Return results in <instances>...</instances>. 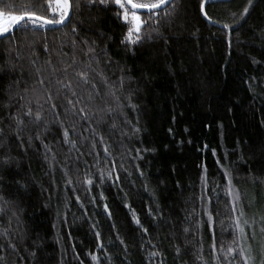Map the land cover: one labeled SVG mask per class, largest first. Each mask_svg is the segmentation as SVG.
Wrapping results in <instances>:
<instances>
[{"label":"trees","instance_id":"trees-1","mask_svg":"<svg viewBox=\"0 0 264 264\" xmlns=\"http://www.w3.org/2000/svg\"><path fill=\"white\" fill-rule=\"evenodd\" d=\"M36 3L41 5L38 15L58 17L48 8V0H0V11L19 15ZM247 5L248 0H207L202 11L201 0H172L154 10L162 35L153 31L156 25L149 14L139 11L142 33H151V38L128 45L121 42L128 25L114 0L106 5L80 0L62 27L25 30L21 25L0 38V128L8 137L0 154L10 149L16 157L0 172L4 177L0 191L13 202L11 210L0 214V264H217L216 255L227 264L231 257L225 258L221 249L240 241L232 227L239 213L231 211L225 169L241 193L237 207L245 213L242 220L252 225L246 226L245 247L250 244L252 254L258 255L264 244L259 216L264 197V0H252L243 14ZM173 7L175 12L166 16L164 11ZM84 39L88 45L95 41L99 59L98 65L91 63L97 71H89L100 89L91 101L85 91L91 85H82L77 75L86 70L92 55L86 54ZM37 67L44 85L37 82ZM121 70L126 79L116 94L139 133L132 132L119 110L101 111L106 103L115 108V102L105 95L97 72L118 81ZM57 80H71L83 97L75 114L65 113L66 96L75 98ZM128 93L135 110L127 107ZM22 104L33 112L39 107L49 121L41 138L50 153L36 139L42 122L28 123L25 117L23 147L17 142L9 114H22ZM84 105L86 119L79 113ZM56 113L74 146L64 142ZM28 136L33 138L31 145ZM202 196L211 197V202L202 201ZM205 207L212 212L214 225L207 221ZM213 234L215 251L210 247ZM235 264H243L238 255Z\"/></svg>","mask_w":264,"mask_h":264},{"label":"snow or ice","instance_id":"snow-or-ice-1","mask_svg":"<svg viewBox=\"0 0 264 264\" xmlns=\"http://www.w3.org/2000/svg\"><path fill=\"white\" fill-rule=\"evenodd\" d=\"M97 2L101 5H106L107 3H109V0H86V3L89 5H93ZM206 2L207 0H201L202 11L205 7ZM114 3L116 5H119L120 8L123 10L122 19L128 25L127 33L121 42L127 43L128 45H135V44L141 43L145 37L149 39L151 38V33H142L141 25L144 23V21L141 18L139 10H146V12L149 14V18L156 25V27L153 28V31L156 32L157 35H162L159 32V27H160L159 15L156 14L154 10H159L162 8V6L171 4L172 0H114ZM251 4H252V0H248V5L244 7L243 14L248 13L249 7L251 6ZM79 5H80V0H54V2L53 0H48V8H50L53 13L58 14V17L53 18V19H49L46 15L37 14V11L39 10L41 6L39 3L33 4L32 6L26 8L25 10L21 11L19 15H14L11 12L6 14L4 11H0V36H2L5 33L10 32L16 27H20L21 25L24 26L25 30H27L28 28L35 29V28H44L48 25H53V24H58V25L64 24L65 19L69 16L70 10H73L74 7L79 8ZM174 12H175V8L173 7L171 12L165 10L164 14L166 16H171ZM203 14L206 17H208V13L206 11H204ZM208 19H211V17H208ZM225 27L227 28L228 25H225ZM72 31L73 33H77V29L75 25L73 26ZM82 42L88 46L86 54L91 53L92 55L90 56L89 62L86 65V70L78 71L77 75L80 77L82 85H91L90 90L85 89V91L87 92V100L91 101L95 98V96H98L100 94V89L96 86L95 82L90 78L89 71H97L96 69L91 68V63L95 61V63L98 65L99 59L95 56V47H94L95 41L92 42V45H88V41L86 39L82 40ZM72 43L74 45L76 44L75 39H73ZM44 47L45 49L47 48L46 43ZM17 55H19V53H17ZM47 63L51 65L50 60L47 61ZM33 64H35V61H33ZM67 67L69 66L67 65L65 66V72H67ZM41 71L42 69L40 67L36 68V73L38 74L37 82L40 85H44L45 83L44 77L39 75ZM52 71L55 72L56 69L53 68ZM97 75H99L101 82L105 86V90H106L105 95L111 96L113 101L115 102V108L111 104L106 103L105 109L101 111L112 113L116 110H119L121 114L124 115L125 122L131 125L132 132L139 133L140 131L139 127H137V125H132L131 121L127 119L126 114H124L123 110L125 108V104H123L120 101V97L116 94L117 89H123V86H124L126 75L123 72V70H121V76L118 78V81H110L108 77L104 75L102 71H98ZM57 83L60 85L61 89H67L68 92L71 93V96L75 98V99H72L66 96L69 107L64 109L65 113L67 114L68 112H72L73 114H75L77 110V105H80L83 103V97L78 96L77 91L73 87V83L71 80H67V81L57 80ZM9 88H11V85H9ZM23 91L27 93L29 89L25 88ZM9 98L11 99V96ZM24 99H25V96H20L21 101H23ZM125 99L128 101L127 107H130L133 110H135L137 106L132 103L131 93H128L127 95H125ZM51 100H52V94L48 93V101L51 102ZM36 103L37 105H39V101H36ZM7 106L8 105L5 104V107ZM85 107H87V105L79 107V113L82 114L83 118L86 119L89 113L85 111ZM51 108L52 110L56 109L55 103H51ZM21 109H23L22 114L19 111L13 114H9V119L15 122V128L12 129V131L15 134L17 142H19L20 146L23 147L24 140L21 137V132H23L24 128L26 127L24 118L27 117L28 123H34L37 125H39L41 122L43 123L44 127L43 129H41V131L37 132L36 139L40 140L41 145L46 150V153H50L52 151L51 147L49 146V144L45 143L43 139L41 138V132L47 130L49 121L44 120L42 116V112L39 109V107L37 111L33 112L32 107L25 106L22 104ZM55 123L59 124V126L63 129L64 142L66 144H72L74 146L75 141L70 139L69 130L68 128L64 127V121L59 119V113H56ZM112 127H115V124H113ZM73 128H74V125H73ZM121 134L122 135L126 134V130L123 131ZM97 135H99V133H97ZM99 138L101 141H103L104 139L103 136H100ZM27 139H28L29 145H31V142L33 139L32 136H28ZM7 142H8V137L4 135V128H0V148L4 147V145L7 144ZM94 146L95 145H93V147ZM104 151L108 153L107 145H105ZM108 155H111V153H108ZM15 159L16 157L10 154V149L4 154H0V172L4 171L9 165H11L12 161ZM45 159H48L47 155L45 156ZM52 159L53 160L55 159L54 153L52 154ZM50 166H51V162H50ZM140 174L143 175V172H141ZM99 175H100L101 181H103V179L105 178V173L101 171ZM224 175L227 178V188H226L227 194L230 195L232 198L231 205H230L231 211L233 213H237V212L239 213L238 215H234L233 217L234 223L232 227L235 230V232L238 233V240L240 241V243H238L236 247L229 246V248L226 251H224L223 249H221V251L224 253L225 258L231 257V259L227 261V264H235L237 255L241 258V260L243 261V264H264V244L260 245V251L258 255L252 254L253 249L250 244H248L245 247L244 242L247 241L248 239V232L246 231V226L252 227V225H249V221L246 218L242 220V218L245 217V213L242 207H239V208L237 207V205L241 201V193L239 189H237L235 185L233 184L231 173L227 169H225ZM107 176L109 177L112 176L111 170L107 172ZM116 178L119 179V176L117 175ZM202 180H204L205 187H206L207 177L206 176L202 177ZM3 181H4V177L0 176V189H3L4 187ZM17 183L20 185L22 189L26 188V185L23 184L21 181H17ZM67 183L71 184V180L69 179ZM92 183H93L92 179L87 180L88 185H91ZM76 199L79 200V197L77 196ZM201 200L202 201L207 200L208 203H210L211 197L202 196ZM12 203L13 202L9 200L8 198H6L3 192L0 191V214L4 213L5 211L11 210L8 208V206ZM105 208H107V205H105ZM204 212L207 216V221L209 222V224L214 225L215 220H214L212 212L207 207L204 208ZM12 215L15 216L16 212L12 211ZM190 218H191V214H189V217L187 219H190ZM133 219L135 220L137 224H140V221L138 218L134 216ZM261 219L264 220V217H262ZM199 223L200 221L198 220L197 224ZM93 227H95V225H93ZM188 230L189 229L187 227L184 228L185 232H187ZM144 231L146 232L147 229H144ZM260 231L264 233V226H261ZM3 234L4 235L8 234L7 228L3 229ZM96 236L99 237L100 233L96 232ZM251 236L253 239H255L256 237V232L254 228L251 232ZM33 243L36 244L37 242L34 241ZM121 243H123V241H121ZM11 247L15 248V245L13 244L11 245ZM100 247L103 248V244H101ZM210 247L213 249V251H215L216 243H215L214 234H213V243L211 244ZM176 251L177 253L180 252L179 247H177ZM31 255L35 256V252L33 251ZM89 255H92V258L98 261L99 258L97 256L91 253H89ZM152 255H156V253H152ZM214 258L216 259L217 264H221L219 255H216ZM0 259H2V257H0ZM197 259L202 260L203 257L198 256ZM205 264H207L206 261H205Z\"/></svg>","mask_w":264,"mask_h":264},{"label":"water","instance_id":"water-1","mask_svg":"<svg viewBox=\"0 0 264 264\" xmlns=\"http://www.w3.org/2000/svg\"><path fill=\"white\" fill-rule=\"evenodd\" d=\"M167 5H168V4H167ZM167 5L162 6V8L166 7ZM162 8H161V9H162ZM139 11H141V12H146V10H139ZM71 15H72V10H70V12H69V16L65 19L64 24H59V25H58V24H53V25H48V26L62 27V26H64L65 24L68 23V21L70 20ZM16 29H17V27L14 28L13 30H11L10 32L3 34L2 36H0V38H2V37H4V36H7V35H9V34H11V33H13Z\"/></svg>","mask_w":264,"mask_h":264},{"label":"rangeland","instance_id":"rangeland-1","mask_svg":"<svg viewBox=\"0 0 264 264\" xmlns=\"http://www.w3.org/2000/svg\"><path fill=\"white\" fill-rule=\"evenodd\" d=\"M12 14L17 15L15 13H12ZM259 210H260L259 213L262 214V215H259V216L261 218L264 217V197H263L262 202L259 204ZM261 218H260V220H262ZM262 222L264 223V220H262Z\"/></svg>","mask_w":264,"mask_h":264}]
</instances>
